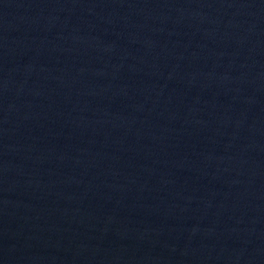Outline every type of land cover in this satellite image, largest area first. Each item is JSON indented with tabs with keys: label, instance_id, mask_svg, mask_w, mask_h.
Returning <instances> with one entry per match:
<instances>
[{
	"label": "water",
	"instance_id": "95a60500",
	"mask_svg": "<svg viewBox=\"0 0 264 264\" xmlns=\"http://www.w3.org/2000/svg\"><path fill=\"white\" fill-rule=\"evenodd\" d=\"M0 264H264V0H0Z\"/></svg>",
	"mask_w": 264,
	"mask_h": 264
}]
</instances>
